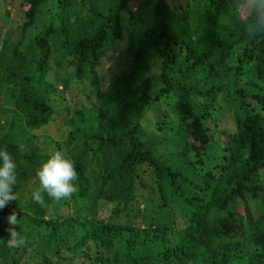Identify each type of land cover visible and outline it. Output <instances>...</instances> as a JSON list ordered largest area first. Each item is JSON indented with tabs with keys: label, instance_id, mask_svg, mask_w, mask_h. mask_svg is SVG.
I'll return each instance as SVG.
<instances>
[{
	"label": "trees",
	"instance_id": "obj_1",
	"mask_svg": "<svg viewBox=\"0 0 264 264\" xmlns=\"http://www.w3.org/2000/svg\"><path fill=\"white\" fill-rule=\"evenodd\" d=\"M192 1L187 10L156 0L152 26L139 40L130 35V70L105 92L97 71L124 39L130 0L22 2L16 38L0 45V92L13 107L0 148L18 165V199L0 210V264H264V36L249 34L246 0ZM52 63L89 82L100 107L75 110L65 140L51 141L75 164L76 193L21 205L49 155L37 133L58 121ZM222 99L232 123L216 131L208 122L216 126ZM160 103L173 110L151 128L147 113ZM163 139L180 151L166 153ZM78 199L90 202L87 212L60 213ZM12 212L16 225L7 223Z\"/></svg>",
	"mask_w": 264,
	"mask_h": 264
},
{
	"label": "rangeland",
	"instance_id": "obj_2",
	"mask_svg": "<svg viewBox=\"0 0 264 264\" xmlns=\"http://www.w3.org/2000/svg\"><path fill=\"white\" fill-rule=\"evenodd\" d=\"M24 0H2L0 5V45L8 39H15L16 32L23 24V9L21 4ZM156 0H130V10L133 15L126 14L124 23V39L117 42L114 49L103 60L102 65L98 69V78L100 80V88L102 92H105L108 85L112 83L120 75L127 73L130 70V61L133 54V48L130 44V35L133 34L136 40H139L143 33L152 26L154 19L152 16V7ZM192 0H168L169 5L175 9L179 6H184L185 9L188 3H192ZM191 10L195 8L194 5L189 7ZM50 7H46L43 15L39 21L46 23L50 19ZM129 20L130 23H129ZM154 63H158L155 55H152ZM52 70L48 81L52 83L58 90V93L54 97V106L57 110L58 121L50 123L45 130L38 132L39 138L37 139V146L42 153L50 154L52 151H57L56 147L51 141L61 142L65 140L70 125L68 119L75 110H89L100 107L101 99L97 97L95 91L90 87L89 82H85L80 85L77 83L73 69L67 68L64 63L58 68L55 63H52ZM165 103H160L151 107L147 113L146 123L151 128L154 127L156 117L162 114V110H173V107L168 108ZM13 107L9 105L7 97L0 92V122L9 123L12 118ZM215 124L213 121H209L208 125L216 128L215 130H223L229 127L232 123L231 109L225 99H222L220 103V109L215 114ZM153 130V129H151ZM153 132V131H152ZM50 141H48V140ZM164 142V144H163ZM163 146H170V149L166 152L178 151L170 140L163 139ZM161 154L165 151L163 148H159ZM180 151V149H179ZM178 151V152H179ZM165 153V152H164ZM165 153V154H166ZM38 185V181L28 182L22 189L20 198L21 205L27 204L30 198V189H34ZM144 192L138 193V203L143 208ZM30 198V199H29ZM90 202L88 200H71L69 207H64L60 210L62 215H77L85 213L89 209ZM114 206L109 204H101V215L105 218L113 216ZM121 221L126 220L125 217H121ZM56 248H45L42 252L50 258H56ZM81 255V253H79ZM75 264H82V260L76 259ZM30 264V263H28ZM90 264V263H86Z\"/></svg>",
	"mask_w": 264,
	"mask_h": 264
},
{
	"label": "clouds",
	"instance_id": "obj_3",
	"mask_svg": "<svg viewBox=\"0 0 264 264\" xmlns=\"http://www.w3.org/2000/svg\"><path fill=\"white\" fill-rule=\"evenodd\" d=\"M245 11L250 12L252 19L248 23V32L254 37L264 36V0H246ZM17 162L6 150L0 148V210L8 203L17 201L18 193L14 191L17 184ZM38 185L30 189L31 200L45 207L44 195L52 201L67 200L77 191L78 174L73 160L61 151H52L42 161L35 173ZM18 222L15 212L7 217L9 225ZM13 246L20 247L25 243L23 238L15 236L11 230Z\"/></svg>",
	"mask_w": 264,
	"mask_h": 264
}]
</instances>
